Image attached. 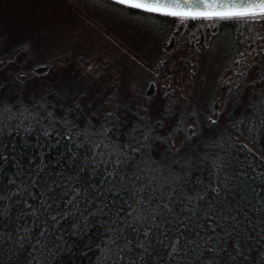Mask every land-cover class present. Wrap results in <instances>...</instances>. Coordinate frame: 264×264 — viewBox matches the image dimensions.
Segmentation results:
<instances>
[{
	"label": "trees",
	"instance_id": "trees-1",
	"mask_svg": "<svg viewBox=\"0 0 264 264\" xmlns=\"http://www.w3.org/2000/svg\"><path fill=\"white\" fill-rule=\"evenodd\" d=\"M101 1L154 19L166 38L180 22ZM215 22L210 46L226 43L234 63L249 29ZM189 32L174 49L184 63L193 56L188 89L158 106L145 93L23 95L0 80V264H264V88H230L222 119L204 132L197 116L209 106L195 99L201 54ZM153 189L160 199L149 202Z\"/></svg>",
	"mask_w": 264,
	"mask_h": 264
},
{
	"label": "rangeland",
	"instance_id": "rangeland-1",
	"mask_svg": "<svg viewBox=\"0 0 264 264\" xmlns=\"http://www.w3.org/2000/svg\"><path fill=\"white\" fill-rule=\"evenodd\" d=\"M151 21L101 0H0V49L11 51L0 63V80L23 95L85 90L84 98L96 102L112 93L125 100L145 93L158 106L168 97L178 100L175 93L188 89L193 56L184 63L183 54L174 49L185 29H194L192 42L201 56L193 67V90L195 99L209 106L197 116L204 132L213 120L222 119L219 113L230 88L242 81L264 88V58L257 60L264 52V20L243 23L249 30L234 63L226 43L210 46L215 21L201 20L192 29L180 21L168 38ZM151 87L159 94L149 93ZM246 94L243 88L239 98L245 101ZM110 104L111 99L105 106Z\"/></svg>",
	"mask_w": 264,
	"mask_h": 264
},
{
	"label": "snow or ice",
	"instance_id": "snow-or-ice-1",
	"mask_svg": "<svg viewBox=\"0 0 264 264\" xmlns=\"http://www.w3.org/2000/svg\"><path fill=\"white\" fill-rule=\"evenodd\" d=\"M114 2L124 8L138 10L149 15L174 17L182 23L190 20L243 22L264 20V0H114ZM101 146L97 144L95 147L100 148ZM115 163L120 165L122 161L117 159ZM149 186H144L137 191L142 193ZM222 187L227 190L229 186L225 184ZM211 190L219 194L220 187ZM157 191L158 189H153L149 193V202L152 199H160L156 195ZM167 195L170 203L173 193ZM200 198L203 199V197ZM138 203L143 204L145 201L141 197ZM162 206L168 209L169 204L164 203ZM154 215H159V213L155 212ZM145 235L147 236L148 233L145 232ZM173 251H176L175 244Z\"/></svg>",
	"mask_w": 264,
	"mask_h": 264
},
{
	"label": "water",
	"instance_id": "water-1",
	"mask_svg": "<svg viewBox=\"0 0 264 264\" xmlns=\"http://www.w3.org/2000/svg\"><path fill=\"white\" fill-rule=\"evenodd\" d=\"M111 1H114V0H111Z\"/></svg>",
	"mask_w": 264,
	"mask_h": 264
}]
</instances>
